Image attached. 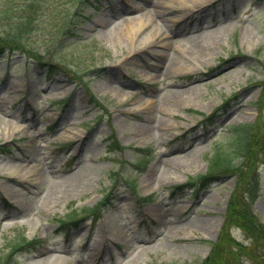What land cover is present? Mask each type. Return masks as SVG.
Returning <instances> with one entry per match:
<instances>
[{"label": "rangeland", "instance_id": "rangeland-1", "mask_svg": "<svg viewBox=\"0 0 264 264\" xmlns=\"http://www.w3.org/2000/svg\"><path fill=\"white\" fill-rule=\"evenodd\" d=\"M38 2L36 14V0L31 12L30 0H0V35L32 17L24 45L71 71L49 76L20 47L0 58V168L33 173L0 170V257L23 237L38 239L0 262L201 264L236 178L174 186L206 172L232 126L259 119L264 130V0ZM149 12L138 35L158 24L152 40L131 43L125 29L115 31ZM64 20L69 31L59 33ZM183 60L192 68L182 69ZM146 98L151 107L140 104ZM255 171L245 178L257 184L252 210L264 224V151ZM106 195L100 216L86 217ZM68 215L82 220L64 232L59 218ZM229 234L233 249L252 242L241 227ZM239 262L258 264L247 255Z\"/></svg>", "mask_w": 264, "mask_h": 264}, {"label": "trees", "instance_id": "trees-1", "mask_svg": "<svg viewBox=\"0 0 264 264\" xmlns=\"http://www.w3.org/2000/svg\"><path fill=\"white\" fill-rule=\"evenodd\" d=\"M35 5V0H30L29 9L30 12ZM40 7L38 0H36V14L37 9ZM32 13L29 14L31 16ZM37 20V18H36ZM31 19H22L18 23V33H7L0 35V58L10 50L16 48H22V50L29 54V59L39 64L40 67L45 68L49 76H53L58 73L68 74L71 70H67L62 63H53L48 59H43V55L35 48H27L23 43L22 33L28 28ZM69 25L66 20L58 27V32L69 31ZM16 46H14V45ZM30 63H27V68L30 69ZM261 91L257 101V106L262 115L264 111V79L260 81ZM64 102V101H63ZM66 103V101H65ZM260 118V117H259ZM256 134H258L256 136ZM262 138H261V136ZM261 138V139H260ZM259 149L256 151L253 147L257 142ZM120 148L121 145L117 144ZM142 152H147L145 148L141 149ZM260 151H264V130L260 125L258 119L257 123L242 122L238 123L230 128L229 135L221 145H217L214 152L208 155V169L205 173L192 177L187 183L175 185L174 187L181 189L190 186V184H196L199 182L201 187H205L208 184L220 180L223 176L233 174L236 178V187L234 188L230 200L228 202L227 210L225 213L224 224L221 228L219 238L216 241H212V249L209 255L202 261L201 264H240L239 260L241 256L247 255L252 260H256L258 264H264V224H262L258 217L252 210V205L255 200L257 192V184L253 180H246V176L255 178L256 175V161L258 160V154ZM239 158L238 161H236ZM245 181V182H244ZM247 183V185H246ZM252 186V187H251ZM259 191V189H258ZM149 199L150 195L142 197ZM108 195L104 196L100 205L107 204ZM96 204L92 207L85 208L86 217L100 214L102 206ZM76 211H73V213ZM72 213V214H73ZM96 216V218H97ZM81 218L75 215H68L67 217H60V228H69L77 226ZM82 220V219H81ZM232 226L241 227L246 231L251 238L250 245H244L241 242H235L234 246L237 249H233V245L230 238V228ZM38 239L24 238L12 245V249L6 256L0 257L1 262L7 263L12 256V253L18 249H22L27 246L34 245ZM262 247L263 252L254 254L252 250L256 247ZM0 264H3L1 263Z\"/></svg>", "mask_w": 264, "mask_h": 264}, {"label": "bare ground", "instance_id": "bare-ground-1", "mask_svg": "<svg viewBox=\"0 0 264 264\" xmlns=\"http://www.w3.org/2000/svg\"><path fill=\"white\" fill-rule=\"evenodd\" d=\"M168 3H172V2H177L180 3L182 5H189V6H194V5H199V4H203V2L205 0H168ZM155 5H159L158 3H155ZM153 18V14L151 12L149 13H142L136 17L133 18H126L124 19L122 25L120 26V28H116L115 31L119 32L123 29L126 30V32L128 33L129 38L131 39V43L136 42L137 44H141L143 42L152 40L157 33L160 32V26L158 24H154L152 29L145 34L144 36H139V32L141 30V28L143 27V25L145 23L151 22ZM167 39H163L160 41V43L162 45H166ZM137 48V47H136ZM136 48H130V52H134ZM182 66V69L188 70L192 68V64L191 63H187L185 62V60H183L182 62H180ZM143 107H151L153 104V99L152 98H146L144 101H142L140 103ZM15 127H17L15 125ZM14 127V128H15ZM1 171L6 172L9 175H19V176H24V177H29L31 174H33L31 171L25 170L24 172H20L19 168L15 165L12 164H7L4 165L3 167L0 168ZM36 178V176H35Z\"/></svg>", "mask_w": 264, "mask_h": 264}]
</instances>
